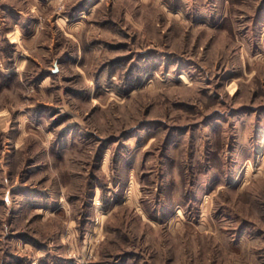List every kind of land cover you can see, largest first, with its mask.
Instances as JSON below:
<instances>
[{"label":"rangeland","instance_id":"obj_1","mask_svg":"<svg viewBox=\"0 0 264 264\" xmlns=\"http://www.w3.org/2000/svg\"><path fill=\"white\" fill-rule=\"evenodd\" d=\"M0 264H264V0H0Z\"/></svg>","mask_w":264,"mask_h":264}]
</instances>
